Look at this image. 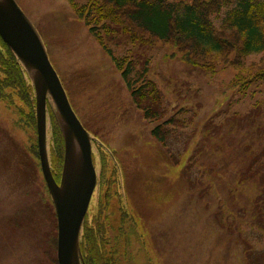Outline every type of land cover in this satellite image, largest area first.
Returning a JSON list of instances; mask_svg holds the SVG:
<instances>
[{
  "label": "rangeland",
  "instance_id": "obj_1",
  "mask_svg": "<svg viewBox=\"0 0 264 264\" xmlns=\"http://www.w3.org/2000/svg\"><path fill=\"white\" fill-rule=\"evenodd\" d=\"M14 1L40 35L74 113L95 140L93 156L99 147L109 160V183L95 189L87 219L101 215L110 264H246L239 236L216 220L234 221L262 252L264 231L249 223L252 206L264 202V82H237L233 57L211 75L185 65L161 43L112 46L117 58L132 52L147 60V79L161 92L165 117L146 121L66 0ZM227 11L212 18L216 27ZM261 57L249 55L243 67ZM27 121L0 102V264L56 261V217L36 132ZM158 123L164 146L151 135Z\"/></svg>",
  "mask_w": 264,
  "mask_h": 264
},
{
  "label": "trees",
  "instance_id": "obj_2",
  "mask_svg": "<svg viewBox=\"0 0 264 264\" xmlns=\"http://www.w3.org/2000/svg\"><path fill=\"white\" fill-rule=\"evenodd\" d=\"M66 1L75 17L83 23L93 40L111 60L132 104L146 121L162 123L165 117L161 92L147 79V60L140 61L132 52L127 57L117 58L112 46L151 47L161 43L175 49L185 65L211 75L219 65L228 64L233 57L232 64L240 73L237 82L247 78L248 81L264 82V0H86L81 5L75 0ZM224 9L228 11L216 27L212 18H219ZM252 54L262 57L256 64L244 68L242 60ZM15 100L27 111L19 109ZM0 102H7L8 108H13L19 116L24 115L28 119L27 126L30 124L36 132L33 87L23 67L1 39ZM164 122L170 123L171 120ZM160 123L153 128L151 135L164 146L165 134ZM47 125L50 131L47 141L51 150V167L58 181L63 161V140L49 105ZM95 154L93 160L99 169V189L109 183L106 178L109 160L99 147ZM110 157L114 159L111 154ZM108 199L107 194L105 200ZM102 203L101 200L97 203L98 208L103 209ZM263 204L255 203L252 206L253 219L249 223L262 231ZM100 217L88 221L86 215L84 219L79 239L84 264H110L102 243L105 230L99 221ZM216 221L222 230L230 231L231 234L236 232L239 236L237 245L246 264H264V250L256 252L246 242L238 224L228 220ZM54 264L57 262L54 261Z\"/></svg>",
  "mask_w": 264,
  "mask_h": 264
},
{
  "label": "water",
  "instance_id": "obj_3",
  "mask_svg": "<svg viewBox=\"0 0 264 264\" xmlns=\"http://www.w3.org/2000/svg\"><path fill=\"white\" fill-rule=\"evenodd\" d=\"M0 39L33 87L40 171L56 216L57 264H84L79 239L97 184L92 138L74 113L40 35L14 0H0ZM47 105L63 140L59 183L48 159Z\"/></svg>",
  "mask_w": 264,
  "mask_h": 264
},
{
  "label": "clouds",
  "instance_id": "obj_4",
  "mask_svg": "<svg viewBox=\"0 0 264 264\" xmlns=\"http://www.w3.org/2000/svg\"><path fill=\"white\" fill-rule=\"evenodd\" d=\"M210 55H218V54H216V53H209Z\"/></svg>",
  "mask_w": 264,
  "mask_h": 264
}]
</instances>
